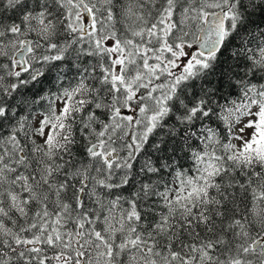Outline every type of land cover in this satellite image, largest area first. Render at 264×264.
Segmentation results:
<instances>
[{
	"label": "snow or ice",
	"instance_id": "snow-or-ice-1",
	"mask_svg": "<svg viewBox=\"0 0 264 264\" xmlns=\"http://www.w3.org/2000/svg\"><path fill=\"white\" fill-rule=\"evenodd\" d=\"M0 264H264V0H0Z\"/></svg>",
	"mask_w": 264,
	"mask_h": 264
}]
</instances>
